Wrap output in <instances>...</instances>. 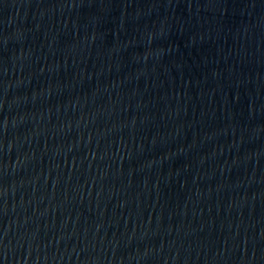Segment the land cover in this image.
<instances>
[{
	"label": "water",
	"instance_id": "95a60500",
	"mask_svg": "<svg viewBox=\"0 0 264 264\" xmlns=\"http://www.w3.org/2000/svg\"><path fill=\"white\" fill-rule=\"evenodd\" d=\"M0 264H264V0H0Z\"/></svg>",
	"mask_w": 264,
	"mask_h": 264
}]
</instances>
